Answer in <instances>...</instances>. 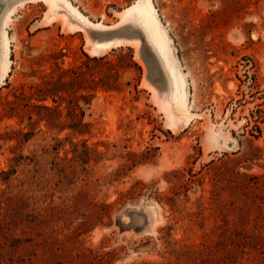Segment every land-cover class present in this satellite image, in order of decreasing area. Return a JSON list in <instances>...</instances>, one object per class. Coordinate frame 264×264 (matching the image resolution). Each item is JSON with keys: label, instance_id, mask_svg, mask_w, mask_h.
<instances>
[{"label": "rangeland", "instance_id": "1", "mask_svg": "<svg viewBox=\"0 0 264 264\" xmlns=\"http://www.w3.org/2000/svg\"><path fill=\"white\" fill-rule=\"evenodd\" d=\"M67 1L106 26L152 4L187 104L65 0H0V264H264V0Z\"/></svg>", "mask_w": 264, "mask_h": 264}, {"label": "bare ground", "instance_id": "2", "mask_svg": "<svg viewBox=\"0 0 264 264\" xmlns=\"http://www.w3.org/2000/svg\"><path fill=\"white\" fill-rule=\"evenodd\" d=\"M57 6L62 8L68 15L74 17L75 20L82 21L87 27L91 39L89 41L90 43L92 41L94 48L92 50L95 53L111 44L120 43L122 41L121 38L138 41L139 54L144 60L150 74L158 75L162 80L161 95L164 103L186 107L185 94L181 91L178 82L176 80L172 81L168 74L165 63L167 47L164 42V37L161 34L162 30L156 10L152 4L148 3L144 5L140 1L132 3L126 7L121 20L110 26L103 25L99 21L93 22L87 19L81 13L75 11L74 7L67 0H65V7L62 5ZM5 52L8 56L9 43L7 37L5 41ZM8 70L9 60L7 61L6 69L2 77L7 74ZM151 79L153 81V78Z\"/></svg>", "mask_w": 264, "mask_h": 264}, {"label": "trees", "instance_id": "3", "mask_svg": "<svg viewBox=\"0 0 264 264\" xmlns=\"http://www.w3.org/2000/svg\"><path fill=\"white\" fill-rule=\"evenodd\" d=\"M68 69L66 70H62L60 69V72H66ZM71 80L64 82L62 80H46L42 83V85L37 86L34 89L35 94L39 97L40 100H44L47 96H53L56 95L59 91H61L63 86L69 85L71 84ZM59 87V90H58ZM41 107L45 108V109H50L49 107L42 105ZM75 108L80 109L78 107L77 104H75ZM80 111V110H79ZM77 115V113H74V124L72 126H70V128L75 131L76 133H83L86 132V124L84 122H82L81 118H75Z\"/></svg>", "mask_w": 264, "mask_h": 264}]
</instances>
